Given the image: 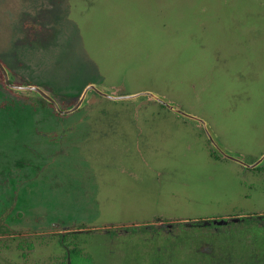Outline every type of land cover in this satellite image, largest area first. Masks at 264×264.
Listing matches in <instances>:
<instances>
[{
    "label": "rangeland",
    "instance_id": "rangeland-1",
    "mask_svg": "<svg viewBox=\"0 0 264 264\" xmlns=\"http://www.w3.org/2000/svg\"><path fill=\"white\" fill-rule=\"evenodd\" d=\"M0 61L63 109L90 83L153 91L245 161L264 154V0H0ZM199 124L152 98L62 115L0 79V264L264 258L240 221L190 225L264 216V170Z\"/></svg>",
    "mask_w": 264,
    "mask_h": 264
},
{
    "label": "water",
    "instance_id": "water-1",
    "mask_svg": "<svg viewBox=\"0 0 264 264\" xmlns=\"http://www.w3.org/2000/svg\"><path fill=\"white\" fill-rule=\"evenodd\" d=\"M0 70L3 74L4 82L6 86L19 93L20 95L32 98H42L48 103L52 104L57 111L62 115H69L87 106L94 95H99L113 102L121 103H136L139 104L147 98H152L154 101L163 105L167 109L173 111L176 115L180 116L185 121H192L193 123H201L204 126L206 134L211 141V144L216 151V153L221 158H226L235 161L245 168L257 169L264 166V154L261 155L255 162L249 163L242 159L239 155L234 152L229 151L224 148L219 142L216 134L214 133L212 127L204 119L190 114L183 109H180L174 102H171L167 97L153 92V91H140L132 94H116L114 89L104 85L102 83H90L88 84L82 94L80 95L77 102L73 105L68 106L66 109L62 108L61 103L56 99V97L48 91L45 87L40 85L22 84L17 83L16 77L12 71L0 61ZM216 225H225L228 223L227 220H215Z\"/></svg>",
    "mask_w": 264,
    "mask_h": 264
},
{
    "label": "trees",
    "instance_id": "trees-1",
    "mask_svg": "<svg viewBox=\"0 0 264 264\" xmlns=\"http://www.w3.org/2000/svg\"><path fill=\"white\" fill-rule=\"evenodd\" d=\"M0 79L2 80V81H4V78H3V74H2V72H1V70H0ZM51 107H54L52 104H50V103H48ZM162 107H164L163 105H161ZM55 108V107H54ZM264 170V167H262L260 170ZM264 216L263 215H258V216H250V217H243V218H241V221L239 222L240 223V225L242 226V228H243V230H242V232H243V235H245L247 232H251L252 230H255L257 233H254V234H256V236L257 237H255V238H252V241H254V239H256V238H258V239H261V240H263L264 239V225H263V223H264ZM191 226H198V227H200V229H204L205 228V226H210V225H208V224H205L204 222H200V221H197L196 223L194 222L193 224H190ZM210 227H212V225L210 226ZM221 227H218L217 229H220ZM199 229V228H198ZM206 229V228H205ZM251 229V230H250ZM108 232V231H107ZM253 232V231H252ZM75 233H79V232H77V231H74V232H68V234H75ZM109 233V232H108ZM67 236L68 235H64V234H62L61 236H60V238L62 237V239L65 241L66 240V238H67ZM254 243V242H253ZM262 246H263V249H264V242L261 244ZM72 251H75V252H80L79 254H81V251H80V249H75V250H72ZM72 251L71 252H65V259H64V262L66 263V264H71L70 263V261H69V263H67V261L68 260H70L69 259V257H71V253H72ZM262 254H264V251L261 253L260 252V254L259 255H262ZM256 259H254L252 256H250V255H245V256H243V259L241 260V263L242 264H257V262H259V261H261L262 259L264 260V258H263V256L261 257V258H257V257H255ZM63 261V260H62ZM236 263V262H235ZM264 263V262H263ZM262 263V264H263ZM219 264H225V261H219Z\"/></svg>",
    "mask_w": 264,
    "mask_h": 264
},
{
    "label": "flooded vegetation",
    "instance_id": "flooded-vegetation-1",
    "mask_svg": "<svg viewBox=\"0 0 264 264\" xmlns=\"http://www.w3.org/2000/svg\"><path fill=\"white\" fill-rule=\"evenodd\" d=\"M164 108H166V107H164ZM167 109V108H166ZM178 116V115H177ZM179 117V116H178ZM183 120V119H182ZM185 121V120H184ZM199 125H201V124H199ZM201 127H202V125H201ZM216 157H219L218 155H216ZM244 167V166H243ZM264 167V166H263ZM245 168V167H244ZM262 167H260V168H257V169H252V171H257V170H260ZM263 170V169H262ZM224 220H227L228 221V223L227 224H225V225H229V224H231V222L233 223V222H239V221H241V218H234V219H224ZM214 221L215 220H208V221H204V223L206 224V222H207V224L208 225H215L216 227H220V226H225V225H216L215 223H214Z\"/></svg>",
    "mask_w": 264,
    "mask_h": 264
}]
</instances>
